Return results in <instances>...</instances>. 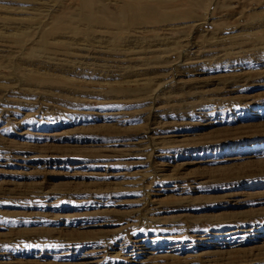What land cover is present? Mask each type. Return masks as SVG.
Wrapping results in <instances>:
<instances>
[{
    "label": "rangeland",
    "instance_id": "1",
    "mask_svg": "<svg viewBox=\"0 0 264 264\" xmlns=\"http://www.w3.org/2000/svg\"><path fill=\"white\" fill-rule=\"evenodd\" d=\"M83 1L0 0V264H264V0Z\"/></svg>",
    "mask_w": 264,
    "mask_h": 264
},
{
    "label": "bare ground",
    "instance_id": "2",
    "mask_svg": "<svg viewBox=\"0 0 264 264\" xmlns=\"http://www.w3.org/2000/svg\"><path fill=\"white\" fill-rule=\"evenodd\" d=\"M115 1L119 2V6H120V10L119 11L118 10L116 11V7H115V10H114L110 5L106 4L105 0H84L81 5L79 4L80 6L78 5V7L76 8V10L74 9V11L73 10H67L65 12H59L57 10V12H59V13H54L53 12L55 14L54 20L60 26H59V28L55 32L51 33L52 36L53 37L54 36L55 37H58V36H62V34L64 35V33H67L68 32V33H71V36H73L72 39L69 40L70 42L78 41V39H80L81 28H79L75 24H73V22H71L69 18L70 17H75V18L76 17H79V18L82 17V18L90 21L92 23V27H94V29H96V30L99 29L101 31H104V33L108 34L111 38L114 39L116 37V31L118 29L123 28L124 27V24H125L123 21H121V16L123 17V19L126 18L128 21H131L132 23L141 22L142 24H149V23L165 22V21H167V20L170 19V13H169L168 9H171V7H174L175 6L174 3H171L170 4V3H167V2H165L163 0H115ZM196 2L197 1H194V0L193 1L187 0V1H182V4L189 5V6H193V5H195ZM177 3H179L178 0H177ZM197 3L200 4V5H204L203 0H200V2H197ZM89 4H92L94 6V8L89 9V7H88ZM29 5H31V4H29ZM46 5L47 4H45L44 2H39L38 9H36L34 7H29V6L28 7H24V5L22 7H20V8H28V9H31L33 11H38V10H42L41 7H44V6L46 7ZM18 7H17V9H18ZM177 8H179V7H177ZM25 10H27V9H25ZM174 11H176V8H174ZM192 15H193V13H192ZM35 17L36 16H34L33 18H35ZM71 19H73V18H71ZM149 28H150V26H149ZM134 32H132V33H134ZM51 34H44L43 35V39L44 40L50 39ZM64 37H66V36L64 35ZM83 40H85V39H83ZM59 41H61V39ZM66 42H67V40H66ZM241 231H246V230H241ZM91 253H92V251H87V252H85L84 255H82L80 257L81 260L83 261L82 263H86L87 262L86 259H88L89 257H91L90 256Z\"/></svg>",
    "mask_w": 264,
    "mask_h": 264
}]
</instances>
